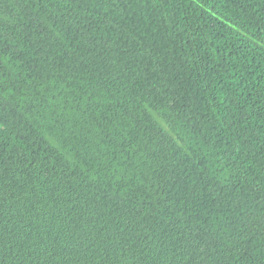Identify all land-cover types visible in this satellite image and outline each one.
Listing matches in <instances>:
<instances>
[{
	"label": "trees",
	"instance_id": "obj_1",
	"mask_svg": "<svg viewBox=\"0 0 264 264\" xmlns=\"http://www.w3.org/2000/svg\"><path fill=\"white\" fill-rule=\"evenodd\" d=\"M0 264H264V0H0Z\"/></svg>",
	"mask_w": 264,
	"mask_h": 264
}]
</instances>
